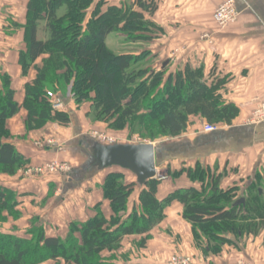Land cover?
<instances>
[{
  "label": "trees",
  "instance_id": "1",
  "mask_svg": "<svg viewBox=\"0 0 264 264\" xmlns=\"http://www.w3.org/2000/svg\"><path fill=\"white\" fill-rule=\"evenodd\" d=\"M157 9L155 0L118 5H107L104 0L28 1L22 27L26 51L20 53L19 65L23 75L33 68L35 78L24 86V100L18 104L10 78L0 76V175L14 177L30 164L9 142L7 121L24 110L26 132L53 123L67 127L71 114L54 110L52 99H64L68 90L77 107L91 101L101 114L115 115L116 121L128 124L150 142L183 135L192 117L212 126L231 125L239 109L223 99L224 78L205 76L202 68L189 65L166 75L164 70L143 65L153 57L149 50L115 54L106 46L107 36L113 33L130 44H151L161 38L162 28L149 19ZM41 23L45 40L37 38ZM86 142L89 162V149L99 142L88 138ZM114 169L118 168L104 171ZM215 172L199 164L172 172V176L184 173L199 186L177 189L163 200L156 196L160 186L156 180L139 186L126 181L121 172L106 173L100 188L109 203L108 218L99 203L92 217L71 221L63 238L47 236L36 223L38 217L31 219L26 237L0 230V264H120L128 255L117 254L121 244L133 237L138 238L135 246L143 248L175 202L183 206L182 218L190 224L193 244L204 257L217 256L225 246L240 249L245 239L264 230L263 175L256 173L242 190L236 186L222 190V175L214 176ZM137 190V202L129 207ZM18 205L16 193L0 186V226L5 224L3 213L20 216Z\"/></svg>",
  "mask_w": 264,
  "mask_h": 264
},
{
  "label": "crops",
  "instance_id": "2",
  "mask_svg": "<svg viewBox=\"0 0 264 264\" xmlns=\"http://www.w3.org/2000/svg\"><path fill=\"white\" fill-rule=\"evenodd\" d=\"M28 1L0 0V76L5 74L10 78L14 100L18 104L24 100V86L35 78L33 68L23 75L19 65L20 53L26 51L22 27L26 24ZM104 1L107 5H118L134 0ZM155 1L158 9L152 21L164 30L163 36H168L166 26L171 25V37L167 39V42L171 40V72L189 65L202 68L205 76L214 74L224 78L223 99L239 109V116L231 125H220L212 133L204 132L205 120L192 117L187 134L172 139L166 147L164 144L155 147L156 167L164 164L166 159L171 163L172 172L199 164L222 175V190L234 186L242 190L251 183L256 173L264 171V121L248 122L257 104L264 100V0H234L237 19L224 29L213 23L212 15L225 0ZM15 25L20 28H15ZM37 38L46 39L43 23L38 28ZM159 45H149L152 56L158 59L170 48L165 41L162 46ZM160 51L162 54H159ZM41 59L36 62L37 65H40ZM65 105L68 107L71 102ZM72 116L75 119L73 117L67 127L53 123L28 134L24 126V110L7 121V129L13 136L9 142L30 161V168L51 161L69 162L72 166L71 172L63 176L0 175V186L17 195V209L29 206L24 210L26 213L33 211V205L40 206V203L50 200L46 207L24 213L9 225L17 226L19 230L10 228L11 231L2 232L25 231L31 219L38 217L44 222L47 236L63 238L71 221L84 222L92 217L99 203L103 215L106 218L110 216L109 203L103 200L100 188L106 171L98 172L87 165L85 128L79 111ZM42 139L51 141L52 145L38 147L37 142ZM129 177L126 181H136L134 176ZM190 186L197 188L199 184L191 183L184 173L169 176L160 183L156 196L163 200L173 191ZM138 192L131 196L129 207L136 204ZM182 210L180 203H172L166 209L165 224L151 232V239L143 248H131L134 238L126 239L129 247L124 253L128 255L126 261L120 264H165L174 255L192 256L204 264H264V230L257 237L245 239L240 249L225 246L217 256L204 257L193 244L191 226L183 220Z\"/></svg>",
  "mask_w": 264,
  "mask_h": 264
},
{
  "label": "rangeland",
  "instance_id": "3",
  "mask_svg": "<svg viewBox=\"0 0 264 264\" xmlns=\"http://www.w3.org/2000/svg\"><path fill=\"white\" fill-rule=\"evenodd\" d=\"M153 17H151L149 19L152 21ZM213 23L220 29L227 28L228 26L231 25V24H229V25H227V26L222 28V27L218 26V24H216L214 21H213ZM166 31L168 33V36L167 35L161 36V38H157L156 41L152 42L151 44H144V43L130 44L126 40H124V38L121 37L120 35L113 33V34H110V35L107 36L106 46L108 47L109 50H111L115 54H119V53H140V52H142L144 50H149V47L152 44L153 45L154 44H160L159 46H162L164 44V41H165L170 46L169 51L166 52V53L164 52L163 56L160 59H158L155 56H153L151 58H148L149 60L146 59L147 61H144L143 65H146L148 68H150L152 70H155V71L164 70L166 72V75H167L168 72H171V40L167 42L168 37H171V25L166 26ZM163 32H164V30H163ZM150 52L152 54V51H150ZM159 54H162V52L160 51ZM50 92L53 93L52 91H50ZM55 100H57L60 103V108H59L58 111H63V112H68V113L72 112V113H70L71 114V119H73L74 116H72V115H75V111H79V114H80V117H81V122L83 123V126L85 128L83 130L84 131L83 133L87 136L89 141L92 139V140H95V141H97V142H99L101 144H109L107 142L99 141L97 139L99 137V138L104 139L106 141H110V140L115 141V144L116 143L117 144H141V143H146V144L148 143L149 144V143H151L156 148H159V146H161V145L163 146V144L166 147V146H168L167 144L171 143V140H172L171 138H159V139L154 140L153 142H150L148 140H144V139L140 138L133 131V128L131 126H129L128 124H126L124 122L116 121V116L115 115H110V116L109 115H105L104 116L103 114H101V111L99 109L93 107V103L91 101L83 103L79 107H77L76 104L74 103V101L72 100V97H71V94H70L69 90H68V93H67V95L65 96L64 99H61V97L60 98H56L55 97ZM70 102H71V105H68V107H66L65 104L70 103ZM263 103H264V100L260 101L257 104L255 110L250 115L248 122H251V120L254 118L253 116L255 115L254 114L255 111ZM73 111H74V113H73ZM197 118H199V117H197ZM74 119H75V117H74ZM199 119H201V118H199ZM74 124H75V122L72 123V125H74ZM6 126H7V124H6ZM47 126L48 125H46L42 129L46 128ZM36 131H39V130H36ZM31 132H33V131H31ZM26 133L28 134L30 132H26ZM186 134H187V132H186ZM9 136H10V139H13V136L10 134V132H9ZM93 136H95L96 138H94ZM47 141H49V140L42 139L41 141L37 142V146L38 147H40V146H43V147L51 146L52 144L48 145ZM53 162L54 161H51V162H48V163L43 164V165L38 166V167L41 168L43 166L50 165ZM57 162L58 163L68 164V166L70 167V170H69L68 173L71 172V166H72L71 163L62 162V161H57ZM31 169L32 168H30V166L28 165L27 167L20 169L17 172V174L20 173L21 175H23V174H25L26 172H28ZM171 170L173 171V169H171V163L167 159L165 160L164 164H162V165L157 167V171H158L159 175L160 176H166L167 178L169 176H172L171 175L172 174ZM109 172H121V173H123L125 178H127L128 180L130 178L129 176H133L129 172L120 171L118 169L106 171V173H109ZM261 173L264 176L263 169L261 170ZM41 175H43L45 177H47V175H62L63 176V174H61L59 172L55 173V172L49 171L48 168H45L42 171ZM214 176H216V172L214 173ZM26 177H30V176H26ZM48 202H44V203L42 202V203L39 204L40 206L33 205L34 206L33 207V211H35L36 209L38 211L40 208H43L44 206L46 207L48 205ZM28 207L29 206H25V207H20V209H16L19 212V215H20L19 217L24 215V213H25L24 210H27ZM36 207H38V208H36ZM19 210H21V211H19ZM33 211L28 210V212H26V213L27 214L28 213H32ZM3 217H4L3 222H5V225L0 227L1 228L0 230L7 231L10 228H12V230H19L16 225H15L16 227H14V226H10L9 227V225L14 224L16 220L20 219L19 217L18 218L11 217L8 213H3ZM164 222H165V220L162 223H164ZM36 223H38V226L44 227V222L42 220H40V221H38ZM10 231H11V229H10ZM13 234H17V235H21L22 234V235H24L25 231L24 230L13 231ZM25 237H26V234H25ZM136 243H137V239L136 238L132 239V243L130 244V247L134 248ZM263 243H264V241H263ZM127 247H129L127 245V243L123 242L121 244V247L118 250L117 254L124 253V250ZM103 256L104 257L108 256V254L104 253ZM201 263H203V262H201ZM239 263L245 264L244 262H239ZM43 264H55V263H53V262H45ZM249 264H252V263H249ZM256 264H263V263H256Z\"/></svg>",
  "mask_w": 264,
  "mask_h": 264
},
{
  "label": "water",
  "instance_id": "4",
  "mask_svg": "<svg viewBox=\"0 0 264 264\" xmlns=\"http://www.w3.org/2000/svg\"><path fill=\"white\" fill-rule=\"evenodd\" d=\"M155 146L151 143L108 144L94 143L90 147L89 165L96 171L111 168L131 173L139 186L156 177ZM240 203L244 199L239 200Z\"/></svg>",
  "mask_w": 264,
  "mask_h": 264
},
{
  "label": "built area",
  "instance_id": "5",
  "mask_svg": "<svg viewBox=\"0 0 264 264\" xmlns=\"http://www.w3.org/2000/svg\"><path fill=\"white\" fill-rule=\"evenodd\" d=\"M213 21L218 24L220 27H225L229 24H232L236 21L237 19V12L235 10V5H234V0H225L222 2L217 8L214 10L213 15H212ZM48 96L50 98H53V96L48 93ZM52 106L54 110H59L60 108V103L55 100V98L52 99ZM255 115L253 116L254 118L251 120L252 123H261L264 121V103L259 106V108L255 111ZM204 132L206 133H212L217 130V126H212L209 124H205L203 127ZM96 138L95 136H93ZM99 141L102 142H107L109 144H115V141H106L101 138H97ZM48 145H51V141H47ZM48 168L49 171L51 172H59L61 174H66L69 172L70 167L68 164L65 163H58L57 161L51 163L50 165L43 166L41 168L37 167L34 169L29 170L28 172L25 173L26 176H31L35 174H41L42 171ZM156 177L154 180L162 183L167 180L166 176H160L158 171H156ZM165 264H203L200 261H197L194 257L192 256H187V255H174L171 258L167 260ZM237 264H242V263H237ZM249 264V263H245Z\"/></svg>",
  "mask_w": 264,
  "mask_h": 264
}]
</instances>
